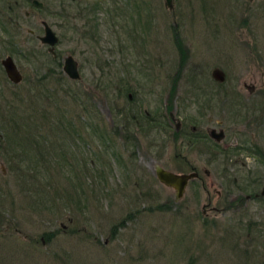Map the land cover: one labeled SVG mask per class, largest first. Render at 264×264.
I'll list each match as a JSON object with an SVG mask.
<instances>
[{
  "label": "rangeland",
  "instance_id": "obj_1",
  "mask_svg": "<svg viewBox=\"0 0 264 264\" xmlns=\"http://www.w3.org/2000/svg\"><path fill=\"white\" fill-rule=\"evenodd\" d=\"M39 1L42 8L31 12L24 28L41 34L37 20H45L58 37L55 51L74 57L81 81H70L58 67L51 72L56 67L45 46L24 31L13 37L11 47L2 44L7 38L0 34V59L10 55L22 74L21 82L12 85L0 66V135L8 130L6 139L0 136V236L24 243L31 256L10 245V239L0 243V264H264V235L257 229L264 211L248 203L247 211H207L203 217L205 195L196 199L190 188L175 200L174 190L158 182L153 168L172 169L179 163L176 132L149 131L145 121L126 125L118 114L124 99L114 94L116 77L127 72L139 118H145L144 112H166L164 100L179 63L176 34L186 56L168 101L170 113L193 120L200 114V100L201 126H210L205 118L212 115L224 117L228 127V106H209L212 98L199 94L215 84L212 77L225 75L224 85L238 96L264 101V0H172V10L162 0H101L98 9L92 8L98 0H88L86 7L85 0H74L72 9L64 11L61 0ZM18 2L21 15L31 10L28 0ZM243 84L254 92L247 94ZM34 108L37 132L28 136L25 120L33 122ZM59 118L74 122L81 134L84 118L108 132L98 141L85 130V145L77 140L64 151L65 157L74 154L71 183L72 174L59 160L40 158L37 177L25 160L39 134L61 138L58 128L49 131ZM232 134L227 131L222 143ZM259 139L264 147V127ZM56 144L64 150L68 145ZM88 161L97 170L91 171ZM246 163L253 164L252 158ZM91 181L101 190L97 200L89 191ZM74 187L88 197L85 206L66 199L65 206L58 204L56 193ZM55 231L50 242L39 241L43 233Z\"/></svg>",
  "mask_w": 264,
  "mask_h": 264
},
{
  "label": "flooded vegetation",
  "instance_id": "obj_2",
  "mask_svg": "<svg viewBox=\"0 0 264 264\" xmlns=\"http://www.w3.org/2000/svg\"><path fill=\"white\" fill-rule=\"evenodd\" d=\"M18 1L19 0H12V2L11 0H0V32H2L0 34L7 38V41H2V44L5 42L7 44L10 43L9 46L11 47L13 45L11 43L14 41L13 37L24 31L27 36L34 37L40 46H45L47 56L50 57L52 64L56 67L53 68L54 70H51V72L58 71V67L60 72L63 73V59L68 55H72L66 54L60 57L59 54H57L55 47L58 44V37L50 25L39 17L37 21L41 27V34L35 33L31 27L24 28V26H26V19L30 17L33 10H40L42 8V2L39 0H28L31 10H24L21 15ZM34 1L38 3L36 4ZM246 1L251 2L252 0ZM23 2H25V0H23ZM73 2L74 0H69V3L61 0L59 8L63 11L64 9L70 10L72 9V6H74L72 5ZM87 3L88 0H85V7L88 6L86 5ZM100 3L101 0H98L97 5L92 6V8L98 9L100 7L98 4ZM43 22L47 24L57 38L53 45L44 44L40 41V37L43 35L44 30ZM135 22L137 23V15ZM129 40L132 41V38L130 37ZM262 40L264 41V36ZM21 51L22 50L19 48L17 49V52ZM6 57H10L13 61L10 55H5L0 59V66L4 75L5 70L2 66V60ZM13 63L17 72L20 73V70L14 61ZM76 68L77 72H79L77 62ZM120 73L125 74V76H121V78L118 79L116 77L115 80L117 81H115V85L117 86L114 88V94L116 98L124 99L120 102L121 106L118 108V114L122 115L123 122L125 124L130 122L132 124L143 126V123L140 121H145L146 125H149V131L152 129L161 131L173 129V132H176L174 133L175 137L173 138V146L177 152L174 154V157L178 159L179 163L177 165L175 164L172 169L161 168L177 174H194L187 179L182 195L178 199L182 198L187 188L192 189L194 198L196 199H200V194L202 192L206 199L205 204H202L203 217L208 215L207 211L218 212L225 209L233 212H240L242 209L247 211L246 206L248 203L253 204L255 207L259 206L260 211H264V147L261 145L260 139L258 142V134L260 136L263 135L264 101L248 102L245 100L247 98L244 99L239 95L241 97L240 100V97L233 88L231 89L224 84H220L221 82H218V80H215L212 77L211 79L215 84L213 86H208L209 89L207 91L201 90L199 95L202 96V98H212V102L208 103L210 100L207 101L209 106L217 104L218 102L225 103L228 106V108H225V112L230 119V127H226L224 117H215L214 119L212 115H207L205 118L210 126H201L203 118L201 116L202 101L200 100L198 103L196 101V111L200 114L194 117L193 120L183 119L180 118V116L175 118L168 108L169 100L167 95L164 100L165 104L163 105V107L166 108V112L160 110H156L152 114L144 112L146 114L145 118H139L140 116L136 113V102L133 100L134 92L132 90L136 91V89H132V79L130 75H127V72ZM224 77L225 75H223V79ZM5 78L12 85H17L22 80V74L21 80L18 83L11 82L6 75ZM70 81L79 83L81 81V76L78 80L70 79ZM223 81H225V79ZM243 87L246 89L247 94H251L255 90L252 85L249 86L243 84ZM123 95H126V97ZM219 98L222 100H219ZM198 104H200V106H198ZM68 122L74 123L71 121ZM6 128L7 127H5V129ZM83 128L84 133L81 135L75 134V136H81L83 139V145H85V118ZM136 128L138 130V127ZM230 130H232L234 134L231 135L227 143H222L226 138V132ZM219 132H221V137L217 138L216 135H218ZM3 133H1L0 136L4 140L8 137V130L5 132V135ZM39 136L46 137L48 135L39 134ZM59 136L61 138L58 139L56 138V134L55 136L49 134L51 141L48 146H50V151L52 153L58 148L59 144H56V141L66 140L64 138L66 136L70 137L71 140L72 137H74L73 134H68V132ZM119 136L121 135L119 134ZM38 142L40 147L44 145L39 139ZM249 157L253 160V164L251 165L247 164L248 162L246 163V158ZM156 166H154L153 172ZM255 169H260L257 170L259 175L254 173L255 176H252ZM212 200L217 204L211 205L210 203ZM257 229L264 235V222H257Z\"/></svg>",
  "mask_w": 264,
  "mask_h": 264
},
{
  "label": "trees",
  "instance_id": "obj_3",
  "mask_svg": "<svg viewBox=\"0 0 264 264\" xmlns=\"http://www.w3.org/2000/svg\"><path fill=\"white\" fill-rule=\"evenodd\" d=\"M90 22H92V21H90ZM174 41H175L176 49H177L178 54H179V61H178L179 63H177V69L175 70V76H176V78L175 79L173 78L171 80V85H170V88H169V90L167 92L168 100H170L172 98V96H173L174 88H175V84H176V79H177V75L179 73L178 71L180 70L181 63H182L183 59H185V56H186V47H184L182 45V43L181 44L179 43L178 36H176V34H175V37H174ZM224 79H225V77H224ZM224 82L225 81H221L220 84H224ZM85 101L90 106H92V108H93V105L90 102H88L86 96H85ZM32 111H33V114H30V113L29 114L30 115H33V122H31L32 120H29V121L25 120V122L27 123V130H25L24 133L28 134V136H31L35 132H37V130H36L37 129L36 128V126H37V117L35 116L37 114H35L36 113L35 112V108ZM37 116H39V114ZM28 122H30V123H28ZM63 122L64 121L63 120L60 121V118H59L58 121L55 124L52 125V127H51L52 129H50L49 131L51 132L53 130V127H56V128H58V132H60L62 134H65V132H68V134H73L74 137H72V140L70 139V137H67V136L64 137L66 140H59V141H62L63 143H65V142L68 143V145L66 147H64L65 150L62 148V146H60V147L58 146V148H56V150L54 151V153H52L50 151V146H48L51 140H50V138H48V137L46 138L44 136L41 137L40 140L42 142H48V143H46V144H44L43 146L40 147L38 140L37 139H34V140H36V144L33 145V147H31V148H30V146H28V148L26 150L27 153H25V155H26V159L25 160H26V163H27V168H29L28 170L30 172H32L33 177L34 176L37 177V176H39V174H42L41 172H39V170H37L38 169L37 166H39L38 165L39 164V159L42 158V157L43 158L44 157L45 158H49L50 160L51 159H57L64 166L68 167V170L72 174V180L70 181V183L73 181V176L76 177V174L73 173L74 171L72 170L73 164H72V161H71V160H73V162H74V157H73L74 154H72V153L70 154V152H69V156L68 157H65L64 151H69V149L71 147L70 143H73L77 139L78 140H81V141L83 140L81 138V136H79V137L78 136H75V134L81 135V132L82 131L80 129L76 128L75 127V124H73V123H69V122L63 123ZM91 122H93V121H86L85 122V130L88 131V136H90L91 139H94V140L97 139L98 141H101V139L104 138L105 134L108 135L107 129H105V128L102 129V128L99 127V124H97L96 122H94L96 124H93ZM18 125H21V121L18 123ZM18 125L16 123L15 124V128H17ZM23 125H24V121H23ZM66 127H67V129H66ZM112 130H113V132L115 131L114 129H112ZM32 132H33V134H31ZM17 133H18V131H17ZM25 140H26V138H24V142H25ZM30 140H31L30 138L29 139L27 138V142L30 143ZM34 151H36L37 154H38V151H39V157L38 158H37L36 153H34ZM88 165L91 168L90 169L91 171L97 170V169H94L93 168V166L91 165V162L90 161H88ZM85 170H86V164H85ZM98 173H99V171H98ZM83 176H84V174H83ZM87 179H89L88 174H85V180H87ZM91 183H93V184H91V186H89V191H92L94 193V195L96 196V197L95 196L94 197L97 200V198L99 196V195L97 196V194H99V192L101 190L99 189V187H95L94 181H91ZM83 194L84 193H83V190L82 189L79 191V190H77L74 187L73 189H70V190H64V189L61 190V194L57 192L55 199H57L58 204H61L63 206H65V203L62 202L64 199H66V201H69V202H74V204L76 206L79 205L80 203L85 206V203L88 201V197L85 196V198H83ZM42 198L40 199V201L39 200H36V204H37V202H40V203L43 202L44 200L42 201ZM51 202L54 204V200L53 199H52ZM123 220H121L116 226L117 227L121 226ZM116 226L115 225L112 226V231H114V228ZM55 235H56V231L55 232L43 233V235L40 237L39 241L40 242H44V243L45 242L48 243L53 238L56 237ZM0 237H1L0 238V243H6L7 240H10L11 239L9 241L10 242L9 243L10 245H12V246H14L16 248H20L21 247L20 249L23 248L22 250H26L25 251L26 252V255L30 256L29 252H27V249H26L28 246L25 245L24 243H21L20 245H18L19 242H16L17 240L16 239H13V237H10V236H6V237L5 236H0ZM28 245H30V244H28Z\"/></svg>",
  "mask_w": 264,
  "mask_h": 264
},
{
  "label": "water",
  "instance_id": "obj_4",
  "mask_svg": "<svg viewBox=\"0 0 264 264\" xmlns=\"http://www.w3.org/2000/svg\"><path fill=\"white\" fill-rule=\"evenodd\" d=\"M163 5L168 9L172 10L173 1L172 0H162ZM34 3H38L34 1ZM43 35L40 37V41L44 44L53 45L56 41V36L51 31V29L47 26L45 22H43ZM2 66L5 70V75L7 78L13 82L18 83L21 80V74L17 72V69L11 60L10 57H6L2 60ZM63 73L70 79L78 80L80 78L79 72H77L76 62L72 56L68 55L63 59ZM223 81V76L218 80V82ZM217 138L221 137V132L216 135ZM154 174L158 182L161 184L171 187L174 190V198L178 199L183 192L184 186L188 178L192 177L194 174H177L172 173L170 171L164 170L159 166L155 167ZM263 193V192H262Z\"/></svg>",
  "mask_w": 264,
  "mask_h": 264
}]
</instances>
